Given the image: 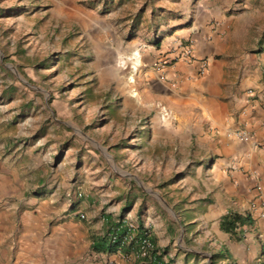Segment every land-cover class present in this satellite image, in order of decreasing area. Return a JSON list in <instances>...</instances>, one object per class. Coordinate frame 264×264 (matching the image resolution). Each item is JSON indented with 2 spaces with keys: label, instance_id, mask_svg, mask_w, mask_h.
I'll list each match as a JSON object with an SVG mask.
<instances>
[{
  "label": "rangeland",
  "instance_id": "rangeland-1",
  "mask_svg": "<svg viewBox=\"0 0 264 264\" xmlns=\"http://www.w3.org/2000/svg\"><path fill=\"white\" fill-rule=\"evenodd\" d=\"M202 1L0 0V134L23 211L50 206L51 222L56 212L96 222L129 200L143 228L156 227L168 249L198 245L184 236L188 230L199 238L205 229L190 224L186 212L202 186L200 164L215 158L203 157L196 135L154 142L158 107L140 105V97L143 60L168 37H182ZM250 1L251 18L240 22L236 38L261 54L264 0ZM236 8L219 15L238 18ZM157 122L155 129L169 127ZM1 257L0 264H11Z\"/></svg>",
  "mask_w": 264,
  "mask_h": 264
},
{
  "label": "crops",
  "instance_id": "crops-1",
  "mask_svg": "<svg viewBox=\"0 0 264 264\" xmlns=\"http://www.w3.org/2000/svg\"><path fill=\"white\" fill-rule=\"evenodd\" d=\"M235 1L203 0L182 34L192 41L196 56L208 61L205 75H199L197 64L181 60L161 66L174 36L150 54L149 61L143 60L147 84L140 105L156 103L158 107L152 119L153 141L157 143L161 135L175 141L187 140L183 134L188 138L196 135L205 146L203 157L215 158L200 164L199 171L205 174L202 186L193 190V207L186 212L190 224L205 229L199 238L188 230L184 236L199 246L168 249L161 233L152 228L164 263L201 264L202 257H211L217 264H264V53L255 48L249 51L246 39L236 38L240 22L246 25L250 20L247 8L253 5L250 0L234 5ZM233 6L238 18L220 17ZM157 121L169 127L155 129ZM236 131L245 133L247 139L236 140L232 135ZM0 135V263L2 254L11 264H145L134 253L93 249L94 240L104 236L108 221L123 216L146 226L132 201L115 209L108 207L96 222H82L76 218L78 212H56V220L51 222L50 206L38 213L23 211L22 199L16 196L19 177L15 163L6 151V136ZM230 213L248 217L250 223L235 233L225 232L221 223Z\"/></svg>",
  "mask_w": 264,
  "mask_h": 264
},
{
  "label": "built area",
  "instance_id": "built-area-1",
  "mask_svg": "<svg viewBox=\"0 0 264 264\" xmlns=\"http://www.w3.org/2000/svg\"><path fill=\"white\" fill-rule=\"evenodd\" d=\"M169 51L165 54V58L161 59V66L167 67L173 65L175 62L181 60L188 64H197L199 75L203 76L208 72L209 63L205 59H200L196 56L192 41L185 37H176L169 42ZM165 117L169 118L168 111H165ZM232 135L236 140L241 142L247 139L245 133L241 131L233 132ZM82 220H86L85 214H80ZM124 225L128 230L126 241H136L137 248L132 252L138 258H141L145 264H168L161 259V252L157 244L154 242L152 235L146 231L140 236L139 224L131 218L127 217ZM109 239L112 243L117 241V236L114 233L109 234ZM119 252L124 253L121 249Z\"/></svg>",
  "mask_w": 264,
  "mask_h": 264
},
{
  "label": "trees",
  "instance_id": "trees-1",
  "mask_svg": "<svg viewBox=\"0 0 264 264\" xmlns=\"http://www.w3.org/2000/svg\"><path fill=\"white\" fill-rule=\"evenodd\" d=\"M124 221L125 219L123 218V216L120 217L118 220L110 222L108 221V227L104 236L100 239L94 240L93 249L96 252L103 253H117L120 249L126 254L132 253L137 248V243L135 240L129 243L126 241L128 236V230L124 225ZM246 223H250V218L238 213H230L223 218L221 223V229L225 232L235 233L239 227L245 225ZM139 227V232L141 236L147 230H145L142 225H139ZM112 233L117 236V241L115 243H112L109 239V234Z\"/></svg>",
  "mask_w": 264,
  "mask_h": 264
}]
</instances>
